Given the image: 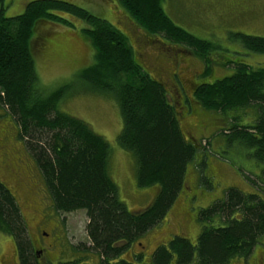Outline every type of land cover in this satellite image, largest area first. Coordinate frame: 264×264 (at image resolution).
<instances>
[{
  "label": "trees",
  "instance_id": "trees-1",
  "mask_svg": "<svg viewBox=\"0 0 264 264\" xmlns=\"http://www.w3.org/2000/svg\"><path fill=\"white\" fill-rule=\"evenodd\" d=\"M162 2L118 3L149 33L174 42L178 38L190 45L196 42L195 55L203 62L206 75L211 46L177 27L164 14ZM3 9L4 0H0V106L16 124L52 209L63 214L85 212L89 250L99 257L97 263L72 259L65 264H133L116 261L122 244L129 245L165 221L182 190L186 168L196 158L197 144L186 139L176 104L168 100L164 85L136 64L122 33L106 20L61 0L31 1L14 17H5ZM59 13L89 27L82 33L94 48V62L81 70L76 82L86 85V93L112 95L122 120L117 144L134 158L136 185L154 188L151 202L138 212L129 211L118 197L108 170V143L87 123L59 109L60 101L73 93L70 89L75 81L50 91L37 80L30 47L33 29L45 21L72 26ZM232 37L247 51L264 54V37ZM234 68L231 76L193 85L194 100L202 109L231 120V127L221 133L252 151V158L264 164V67L235 63ZM133 74L137 81L124 80L125 75ZM249 108L256 113L251 124L241 123L239 114L228 115ZM257 178L264 186V177ZM251 186L252 193L227 188L221 198L198 211L201 232L195 243L177 236L154 251L148 263L139 264H228L248 258L264 238V190L257 188L256 182ZM0 233L13 239L18 264H40L27 238L19 205L1 181Z\"/></svg>",
  "mask_w": 264,
  "mask_h": 264
},
{
  "label": "rangeland",
  "instance_id": "rangeland-1",
  "mask_svg": "<svg viewBox=\"0 0 264 264\" xmlns=\"http://www.w3.org/2000/svg\"><path fill=\"white\" fill-rule=\"evenodd\" d=\"M31 1L34 0H4V16L20 15ZM61 1L79 6L106 20L122 33L136 64L149 76L159 80L164 85L168 100L176 104L177 119L186 139L197 144L196 158L186 168L182 190L165 221L138 240L144 247L146 260L158 243L177 233L178 218L184 217V214L186 218L189 216L191 223L189 227L185 225L182 235L195 243L201 232L197 221L198 211L221 198L225 189L232 187L252 193L255 190L251 185L256 182L257 188L264 190L261 179L257 178L264 177V164L252 158V151L221 133L223 129L231 127L232 121L222 113L202 109L195 103L192 89L193 84L212 83L231 76L235 72V63L252 68L264 67V54L247 51L232 37L234 34L264 37V0H163L164 14L177 27L197 41L211 46L206 75L203 62L195 55L193 46L196 42L190 45L182 38L174 42L162 35L147 32L120 7L119 0ZM59 14L72 26L47 21L34 26L30 47L37 80L50 91L75 81L70 89L73 93L60 101L59 109L87 123L108 143V170L117 187L118 197L129 211L138 212L151 202L154 188H139L136 185L134 158L117 144L122 120L112 95L86 93L89 92L86 85L76 82L75 77L81 70L94 62V48L82 33L89 27L68 14ZM174 73H177L184 87L183 94L175 87ZM124 80L137 81V77L135 74L125 75ZM235 114L243 117L241 123L249 124L256 115L251 108L228 115ZM0 181L11 191L19 205L27 238L32 244L37 241L34 250L51 245L48 255L40 253L42 261L49 260L50 264L72 259L87 263L99 261L98 255L89 250L85 212H54L37 167L19 137L16 124L1 106ZM262 198L264 200V194ZM45 235L48 237L45 238ZM260 241L245 259V264H264V238ZM138 251L141 248L134 244L130 251L123 253V257L129 260L130 253ZM17 261L13 239L0 233V264H18ZM231 264L242 263L232 261Z\"/></svg>",
  "mask_w": 264,
  "mask_h": 264
},
{
  "label": "flooded vegetation",
  "instance_id": "flooded-vegetation-1",
  "mask_svg": "<svg viewBox=\"0 0 264 264\" xmlns=\"http://www.w3.org/2000/svg\"><path fill=\"white\" fill-rule=\"evenodd\" d=\"M160 58V57H159ZM172 77H173V81H174V83L176 84V86L175 87H177V89H178V91L180 92V94L182 93L183 94V85L181 84V82L179 81V79H178V77H177V73H174L173 75H172ZM193 85H195V84H193ZM196 86V85H195ZM193 89V88H192ZM177 105H179L178 103H177ZM179 220L177 221L178 223H177V226H176V232L177 233H172V235L173 236H169L168 237V239H165V240H163V241H161L160 243H158V245L152 250V251H150L149 252V257H147L148 259L146 260V257L144 256V253H143V251H144V247L142 248L141 247V244L140 243H138V240H140L144 235H142L141 237H139L138 239H136L134 242H132V243H130L129 245H126V246H124V244H122V246L124 247L123 248V250H122V253L120 254V256H119V258L118 259H116V261L117 260H122V261H127V262H131V263H133V264H139V263H148L150 260H151V258H152V254L154 253V251H156L160 246H162V245H164V246H167L169 243H170V241L171 240H173L175 237H185L184 235H182V233H183V229L185 228V225L187 224V227H189V225H190V223H191V219L189 218V216H188V218H186V215L184 214V217H181V218H178ZM187 219V220H186ZM150 231V230H149ZM148 231V232H149ZM147 232V233H148ZM48 237V235H45V238H47ZM186 239V238H185ZM188 240V239H187ZM36 243H37V241H34L33 242V244L31 243V241H30V244H31V247H32V249H36L35 248V246H36ZM35 244V245H34ZM134 244H137L140 248H141V251H138V252H132V253H130V255H129V260H126V259H124V257H123V253H127L128 251H130L131 250V248L133 247V245ZM260 244V243H259ZM257 246L258 245H256L253 249H252V251L255 249V248H257ZM51 247V245H46V248H40L39 250H34L35 251V256H36V259H37V261L40 263V264H50V262L51 261H49V260H47V261H45V260H41L40 259V253H44L45 252V255H43V256H46V255H48V250H49V248ZM42 256V257H43ZM18 259V258H17ZM234 263L235 262H239V261H241V263L242 264H245V259H243V258H240V259H234V260H232ZM232 261H230L228 264H231V262ZM18 262V261H17ZM114 262H115V260H114ZM59 264H65V263H60L59 262Z\"/></svg>",
  "mask_w": 264,
  "mask_h": 264
}]
</instances>
